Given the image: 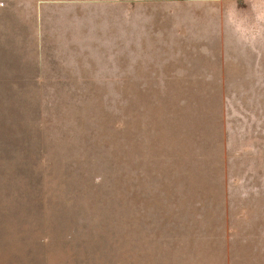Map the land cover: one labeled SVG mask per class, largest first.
<instances>
[{"label": "rangeland", "instance_id": "374dc122", "mask_svg": "<svg viewBox=\"0 0 264 264\" xmlns=\"http://www.w3.org/2000/svg\"><path fill=\"white\" fill-rule=\"evenodd\" d=\"M0 264H264V0H0Z\"/></svg>", "mask_w": 264, "mask_h": 264}]
</instances>
